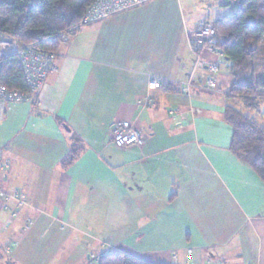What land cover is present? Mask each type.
I'll use <instances>...</instances> for the list:
<instances>
[{
  "label": "crops",
  "instance_id": "obj_1",
  "mask_svg": "<svg viewBox=\"0 0 264 264\" xmlns=\"http://www.w3.org/2000/svg\"><path fill=\"white\" fill-rule=\"evenodd\" d=\"M192 21L183 0H151L85 25L59 47L38 102L6 107L2 187L27 200L13 219L16 203L0 206V264H85L112 250L152 264H264V183L229 150L224 117L231 107L264 126V102L230 96L225 57L227 95L147 86L148 75L189 78ZM123 120L145 130L141 145L112 144Z\"/></svg>",
  "mask_w": 264,
  "mask_h": 264
},
{
  "label": "trees",
  "instance_id": "obj_2",
  "mask_svg": "<svg viewBox=\"0 0 264 264\" xmlns=\"http://www.w3.org/2000/svg\"><path fill=\"white\" fill-rule=\"evenodd\" d=\"M94 1L0 0V28L36 48L58 51L81 27L90 25L83 19ZM225 5L230 8L227 15L202 20L213 22L215 47L231 64L230 96L240 97L246 108L256 110L263 103L257 97H264V0H226ZM1 62V83L9 89L26 91L17 57L4 54ZM224 117L232 127L229 150L264 183V126L231 107H226ZM78 152L79 148L73 145L60 167H69ZM100 264L152 263L112 250L102 256Z\"/></svg>",
  "mask_w": 264,
  "mask_h": 264
},
{
  "label": "built area",
  "instance_id": "obj_3",
  "mask_svg": "<svg viewBox=\"0 0 264 264\" xmlns=\"http://www.w3.org/2000/svg\"><path fill=\"white\" fill-rule=\"evenodd\" d=\"M150 0H95L89 7L83 22L87 24L99 20L120 11L144 4ZM236 0H228V3ZM187 43L194 56V64L187 80L162 79L154 75H148L147 86L150 90L160 88L163 82L174 85L183 93L190 91H201L211 94L227 95L218 86L217 76L221 69V59L224 55L215 47L216 33L212 21L197 20L191 29L186 30ZM14 54L19 62L26 91L9 89L1 83L0 79V120L3 119L6 107L13 103H37L40 91L49 75L57 71L56 59L60 56L58 51L43 50L32 44L21 41L0 28V77L1 56ZM208 55L212 60H206ZM165 80V81H164ZM264 102V97H257ZM140 105L148 107L153 104V98L147 94L139 102ZM145 139V130L136 126L129 120L119 122L111 132V142L116 148H125L130 145H141ZM9 163L0 150V206L6 207L9 202L16 203V208L11 211L9 219L17 215V209L26 205L27 197L21 189H13L8 192L2 187V183L8 178ZM32 221L27 223L29 229ZM7 250L10 247L6 248ZM189 253L191 252L188 251ZM105 253L91 252L87 255L85 264H100ZM216 264H224L217 260Z\"/></svg>",
  "mask_w": 264,
  "mask_h": 264
},
{
  "label": "rangeland",
  "instance_id": "obj_4",
  "mask_svg": "<svg viewBox=\"0 0 264 264\" xmlns=\"http://www.w3.org/2000/svg\"><path fill=\"white\" fill-rule=\"evenodd\" d=\"M225 3L226 0H183V10L186 18L193 20L192 22L200 19L215 20L230 12ZM0 150L5 155V150Z\"/></svg>",
  "mask_w": 264,
  "mask_h": 264
}]
</instances>
